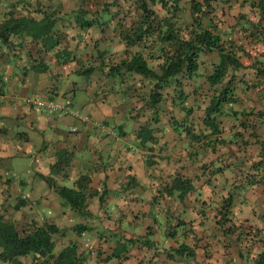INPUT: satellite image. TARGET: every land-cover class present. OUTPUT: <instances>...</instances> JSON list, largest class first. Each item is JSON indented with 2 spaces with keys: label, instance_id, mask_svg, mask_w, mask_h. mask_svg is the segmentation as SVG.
Segmentation results:
<instances>
[{
  "label": "crops",
  "instance_id": "0c3cea01",
  "mask_svg": "<svg viewBox=\"0 0 264 264\" xmlns=\"http://www.w3.org/2000/svg\"><path fill=\"white\" fill-rule=\"evenodd\" d=\"M19 1L0 0V20L8 10L15 12ZM71 5L66 7L69 12L76 9L75 3ZM57 24L56 32L63 35L61 45L41 52V72L36 73L25 57L7 58L8 50L0 43V164L28 156L38 161L34 175L28 174L24 180H9L0 173V195L4 196L0 213L8 211L22 224L53 222L66 230L56 238L54 253L61 245L76 242L85 256L84 264H264V165H253L262 159L264 148V46L251 56H240V67L229 72L235 77L237 102L223 107L220 135L192 142L161 112L150 126L156 132L155 142L142 146L134 121L119 111L128 96L124 93L132 87L128 84L123 88L115 85L121 88H115L104 103L96 102L88 90H81L95 104L94 115H88L90 122L70 116L67 129L57 126L64 116L51 117L25 102L28 98L56 99L73 109L71 102L78 92H71L75 89L72 82L78 81L72 76L76 65L58 62L54 55L65 46L74 50L82 40L84 45L88 43L82 53L85 55L86 50L95 53L94 41L101 39V49L109 47L113 58L122 51L111 32L104 36L101 28L95 27L84 36L69 15ZM35 46H42L41 42ZM217 61L216 54L202 58L194 87L207 86L208 93L206 77ZM191 100L189 104L194 106ZM192 120L190 117L186 122ZM196 120L195 133L203 128L201 119ZM67 132L78 134L69 137ZM220 139L223 144L214 143ZM33 140L40 142V149L36 150L38 145ZM70 140L78 149L75 156L66 168L53 172L58 151ZM243 142L248 145L243 146ZM32 150H40L37 157L30 154ZM82 175L89 177L93 190L84 215L64 207L40 178L71 187ZM175 177L188 181L190 190L181 194L173 186ZM28 183L39 197L24 194ZM229 194L235 198L231 219L237 228L232 233L217 224L222 201ZM31 197L38 206L48 208L49 216L29 213L35 204ZM15 205L20 207L16 211L12 210ZM77 224L90 230L78 236L73 231ZM229 226V222L224 225L226 229ZM181 246L191 249L192 257L177 255L175 251ZM18 261L40 262L30 256ZM0 264L8 263L0 259Z\"/></svg>",
  "mask_w": 264,
  "mask_h": 264
},
{
  "label": "trees",
  "instance_id": "16d2710c",
  "mask_svg": "<svg viewBox=\"0 0 264 264\" xmlns=\"http://www.w3.org/2000/svg\"><path fill=\"white\" fill-rule=\"evenodd\" d=\"M71 3L76 4V9L71 8L73 11L69 12L66 7L70 8ZM16 5L18 10H8L0 20V43L8 50L7 58L25 57L36 73L41 72V52L61 45L63 35L55 29L57 22L68 15L76 20L84 36H89L95 27L101 28L104 36L107 32L114 35L116 45L122 48L115 58L109 47L101 49L104 46L97 39L93 45L95 53L86 50L82 54L88 43L84 45L81 40L74 50L65 46L54 53L55 59L76 65L72 76L79 80L72 82L71 87L75 89L71 92L88 90L96 102L104 103L115 88H121L115 85L132 86L124 93L128 96L119 111L126 112V117L134 121L142 146L155 142L153 133L156 132L150 126L157 122L161 112L175 122L174 127L180 132H186L192 142L220 135L223 107L237 102L233 89L235 77L229 72L240 67V56H251L264 46V0H21ZM39 41L42 46L37 48L35 43L39 45ZM211 54H216L218 61L212 64L211 73L206 77L209 88L206 93L207 86L193 85L202 58ZM23 77L21 74L22 82ZM190 99L194 106L189 104ZM190 117L193 120L186 122ZM197 118L201 119L203 128L195 133ZM242 128L245 129L243 125ZM77 134L66 133L69 137ZM75 144L70 140L58 151V161L51 166L53 172L68 166L78 150L71 146L77 147ZM261 151L262 159L254 162V166L264 165L263 146ZM40 178L59 196L64 207L79 215L87 212L93 193L89 177H77L71 187L56 186L53 179L45 176ZM172 183L181 194L190 190L186 180L175 177ZM234 202L231 194L223 199L217 220L223 231L229 233L237 228L231 219ZM19 208L15 205L12 210ZM7 212L0 213L2 261L20 264L19 258L30 256L40 260L39 264H84L85 256L76 242L59 245L58 252L54 253L56 238L63 235L56 224L51 221L40 225L33 221L22 224ZM228 222L230 226L226 229L224 225ZM89 230L82 224L73 227L78 236ZM179 248L175 251L177 255L186 253L192 257L191 249Z\"/></svg>",
  "mask_w": 264,
  "mask_h": 264
},
{
  "label": "rangeland",
  "instance_id": "374dc122",
  "mask_svg": "<svg viewBox=\"0 0 264 264\" xmlns=\"http://www.w3.org/2000/svg\"><path fill=\"white\" fill-rule=\"evenodd\" d=\"M75 95H76V97L71 102V106H72L73 110L77 111L79 116H82V117H88V115L93 116L95 104H93L90 101L89 96L85 92H81V91L76 92ZM69 117L70 116H64V118H60L57 121V126L61 129H67L69 126V123L71 121V119ZM77 125L80 126V122H78ZM35 143H36V145H38L36 150L40 149L39 148L40 142H36V141L34 142V140H33L34 145H35ZM32 151L30 152V154L36 155V157L38 156V154L40 152V150L36 153H35V151H33V152ZM35 159L30 157V156L22 157V158L8 159L4 163L0 164V173H2L3 176L9 180H17V179L24 180L27 177L29 178L28 174H31V176L34 175L33 172L35 170L36 164L38 163V161H36ZM11 187H13V186H11ZM30 187H31L30 183H28L24 187V194L31 196V194L33 193V195L36 198L39 197V195L35 191L30 190ZM1 192H3V191L0 189V193ZM8 197L10 198V196H8ZM3 198H4V196L0 195V202H1V200H3ZM11 198H12V196H11ZM31 200L34 201L33 203L36 202V199L33 200V197H31ZM47 210H48L47 207L38 206L36 203L33 205V207L31 206L28 209L30 214L38 213V214L43 215V216H49ZM65 231L62 229L63 235L66 233ZM57 243H58V241H57Z\"/></svg>",
  "mask_w": 264,
  "mask_h": 264
},
{
  "label": "built area",
  "instance_id": "2783aa9c",
  "mask_svg": "<svg viewBox=\"0 0 264 264\" xmlns=\"http://www.w3.org/2000/svg\"><path fill=\"white\" fill-rule=\"evenodd\" d=\"M25 102L30 107L35 108L37 110H42L51 117L73 116L76 119L82 120L83 122H89L90 120L89 117L79 116L78 112L71 109L69 104L56 99L28 98L25 100ZM96 126L100 127L98 124H96Z\"/></svg>",
  "mask_w": 264,
  "mask_h": 264
},
{
  "label": "clouds",
  "instance_id": "9594fccd",
  "mask_svg": "<svg viewBox=\"0 0 264 264\" xmlns=\"http://www.w3.org/2000/svg\"><path fill=\"white\" fill-rule=\"evenodd\" d=\"M89 117V116H88ZM90 118V117H89Z\"/></svg>",
  "mask_w": 264,
  "mask_h": 264
}]
</instances>
